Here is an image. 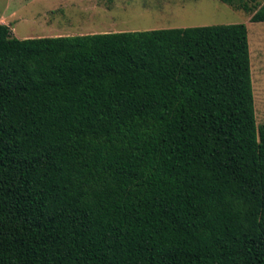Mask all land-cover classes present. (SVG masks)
Here are the masks:
<instances>
[{
	"label": "trees",
	"instance_id": "trees-1",
	"mask_svg": "<svg viewBox=\"0 0 264 264\" xmlns=\"http://www.w3.org/2000/svg\"><path fill=\"white\" fill-rule=\"evenodd\" d=\"M0 264H264L246 25L0 24Z\"/></svg>",
	"mask_w": 264,
	"mask_h": 264
},
{
	"label": "rangeland",
	"instance_id": "rangeland-1",
	"mask_svg": "<svg viewBox=\"0 0 264 264\" xmlns=\"http://www.w3.org/2000/svg\"><path fill=\"white\" fill-rule=\"evenodd\" d=\"M56 1L0 0V12L8 11L10 8V11L15 10L19 16H22L30 13L31 10L53 7ZM263 2V0H238L233 5H227L219 0H97L98 5L105 7L106 11L96 14V24L98 31L110 33L245 24L250 52L255 120L257 126H262L264 125V23L251 22V16ZM39 26L41 25L22 19L15 24L12 34L20 40L52 37L49 32L42 34L44 31Z\"/></svg>",
	"mask_w": 264,
	"mask_h": 264
},
{
	"label": "crops",
	"instance_id": "crops-1",
	"mask_svg": "<svg viewBox=\"0 0 264 264\" xmlns=\"http://www.w3.org/2000/svg\"><path fill=\"white\" fill-rule=\"evenodd\" d=\"M38 1L35 0V2ZM105 11L106 8L98 5L97 0H57L53 7L31 10L30 13H25L22 16L8 8V11L0 12V24L7 25L12 33L15 24L23 19L29 23L40 24V29L44 31L42 34L49 32L52 37L100 34L102 31H98L96 14Z\"/></svg>",
	"mask_w": 264,
	"mask_h": 264
}]
</instances>
